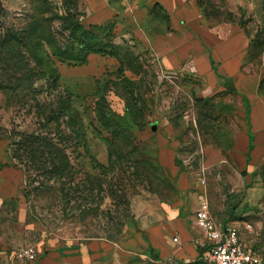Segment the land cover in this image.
Here are the masks:
<instances>
[{
	"label": "rangeland",
	"instance_id": "obj_1",
	"mask_svg": "<svg viewBox=\"0 0 264 264\" xmlns=\"http://www.w3.org/2000/svg\"><path fill=\"white\" fill-rule=\"evenodd\" d=\"M199 3L206 27L230 24L254 42L241 72L264 76V0ZM85 14L80 0H0V260L164 264L143 222L193 213L204 191L215 220L251 223L242 238L264 251V107L232 79L235 91L229 79L167 70L137 38L106 26L94 30L117 45L112 53L85 64L60 58L49 35L65 42L69 33L58 17L84 23ZM114 133L125 183L100 167ZM25 246L37 249L36 262L14 259Z\"/></svg>",
	"mask_w": 264,
	"mask_h": 264
},
{
	"label": "crops",
	"instance_id": "obj_2",
	"mask_svg": "<svg viewBox=\"0 0 264 264\" xmlns=\"http://www.w3.org/2000/svg\"><path fill=\"white\" fill-rule=\"evenodd\" d=\"M80 1L86 7V25L111 22L114 34L137 38L142 46L154 52L167 70L184 66L200 76L232 79L238 91L264 107V95L259 94L263 76L241 72L249 46L248 37L230 24L206 27L199 0ZM250 122L253 128L257 122L256 125H260L254 104ZM198 206L193 213L178 212L167 219L153 213L149 222H143L149 244L164 264L170 257L172 264H194L196 261L205 264L201 258L207 250L206 239L195 219ZM0 264L10 263L2 258Z\"/></svg>",
	"mask_w": 264,
	"mask_h": 264
},
{
	"label": "trees",
	"instance_id": "obj_3",
	"mask_svg": "<svg viewBox=\"0 0 264 264\" xmlns=\"http://www.w3.org/2000/svg\"><path fill=\"white\" fill-rule=\"evenodd\" d=\"M200 5V3H199ZM201 6V5H200ZM202 7V6H201ZM64 24H67L63 27L62 34L68 32L69 35L66 36L65 42L57 40L54 36L49 35L51 37L50 44L54 47L55 54L62 59L70 60L79 64H85L88 61V57L90 54H109L110 52L117 48V45L110 40L106 41L103 40L94 29L104 28V26L108 27L109 33H113L114 24L108 23L105 25H88L86 26L83 21L79 18L73 16H65V17H58ZM26 34V33H25ZM24 35V34H23ZM13 43L21 45L23 43L22 35H12L10 38ZM254 42H249V47L253 46ZM259 93L264 95V76L259 84ZM247 100V99H246ZM251 110V108L249 109ZM250 113V111H249ZM100 116V121L102 125L109 126V119L108 117ZM120 126V125H119ZM124 130V129H119ZM252 138V139H251ZM31 142L33 144H43L45 143L47 147L53 145V139L41 135H31L30 136ZM253 136L250 135V145L248 147L249 151L252 150L253 144ZM107 147H108V163L107 165H100V167L104 170H110L112 173H115L113 178L118 179L122 183H125L128 178L126 176V171L123 173L122 166L124 164V155L119 154V137L114 133V138L106 139ZM39 148V147H38ZM175 166L179 168V173L184 172V168H181V164L177 158L174 160ZM55 166V165H54ZM5 167L3 163H0V172ZM163 165L159 166L162 170ZM165 168V167H164ZM262 175H264V165L262 166ZM56 171L59 172L58 168ZM194 264H199V261H196Z\"/></svg>",
	"mask_w": 264,
	"mask_h": 264
},
{
	"label": "built area",
	"instance_id": "obj_4",
	"mask_svg": "<svg viewBox=\"0 0 264 264\" xmlns=\"http://www.w3.org/2000/svg\"><path fill=\"white\" fill-rule=\"evenodd\" d=\"M201 186L206 187V180H200ZM199 206L195 212L197 227L206 239V252L201 261L205 264H264V251L250 247L242 238V231L251 232L253 225L243 222H229L220 225L212 215L210 201L204 191L198 196ZM243 229V230H242ZM174 241H177L175 238ZM14 259L19 263H34L38 260V252L34 246L18 249ZM165 264H172V258L166 259Z\"/></svg>",
	"mask_w": 264,
	"mask_h": 264
},
{
	"label": "water",
	"instance_id": "obj_5",
	"mask_svg": "<svg viewBox=\"0 0 264 264\" xmlns=\"http://www.w3.org/2000/svg\"><path fill=\"white\" fill-rule=\"evenodd\" d=\"M233 84H234V82L232 80H229L228 89L231 90V91H235L236 90V88H235V86H233ZM157 128H158V124H154L153 125V129L157 130Z\"/></svg>",
	"mask_w": 264,
	"mask_h": 264
}]
</instances>
